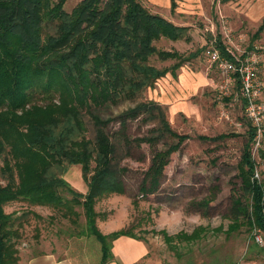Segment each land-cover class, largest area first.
<instances>
[{
    "label": "trees",
    "instance_id": "1",
    "mask_svg": "<svg viewBox=\"0 0 264 264\" xmlns=\"http://www.w3.org/2000/svg\"><path fill=\"white\" fill-rule=\"evenodd\" d=\"M65 1L0 0V264L18 262L21 221L3 211L11 202L51 209L72 226H77L80 208L84 232L71 236H92L100 245V264L110 259L116 238L141 240L130 227L102 235L95 226L94 204L125 193L122 170L112 164L107 126L116 120L118 136L126 121L142 116L155 125L149 136L134 140L137 144L175 140L152 155L147 185L139 188L145 195L155 191L168 157L188 138L170 129L158 104L139 101L144 90L182 64L163 69L150 65L151 58L162 62L178 56L155 51L152 43L160 37L179 40L185 28L149 13L136 0H79L69 12L63 8ZM263 28L264 17L253 38ZM214 49L234 62L218 38ZM232 77L238 85L237 74ZM123 102L133 105L112 116L109 108ZM246 125L235 175L240 195L230 198L226 235L242 226L264 234V189L254 177L249 147L255 130ZM70 166H79L84 194L64 181ZM193 234L182 238L192 239Z\"/></svg>",
    "mask_w": 264,
    "mask_h": 264
},
{
    "label": "rangeland",
    "instance_id": "2",
    "mask_svg": "<svg viewBox=\"0 0 264 264\" xmlns=\"http://www.w3.org/2000/svg\"><path fill=\"white\" fill-rule=\"evenodd\" d=\"M78 1L66 0L64 10L69 12ZM136 1L149 13L185 28L179 40L160 37L152 43L155 51L178 56L162 62L151 58L150 65L163 69L177 62L182 64L173 75L165 74L144 90L139 101L158 104L170 129L188 138L168 157L155 191L145 195L139 188L147 185L144 178L152 155L175 140L163 138L153 145L137 144L134 140L149 136L155 125L142 120V116L126 121L118 136L117 121L110 122L106 132L113 144L112 164L122 170L119 178L125 193L107 195L103 199H111L105 205L95 203V223L130 203L129 220L124 228L130 227L131 233L146 245V257L141 264H264V234L249 232L243 226L225 234L230 198L240 195L236 166L249 121L238 85L231 76L233 72L223 74L206 55L218 38L235 58L255 62L263 119L260 136L249 147L255 163L254 177L264 189V28L253 38L264 17V0H173L171 11L169 0ZM132 105L123 102L109 110L115 116ZM91 135L89 131L87 136ZM217 136L225 137L217 139ZM76 168L79 166L66 170L69 183V178H75ZM76 177L79 180L78 173ZM78 182L81 184V180ZM203 201L205 206L198 207ZM3 211L21 221L18 254L37 248L40 241L54 245L55 240L84 237L71 236L84 232L80 208H76L77 226L51 209L22 202L8 203ZM192 232L195 234L192 239L182 238V234L188 236ZM255 236L259 237V243L252 240ZM89 239L95 242L92 236Z\"/></svg>",
    "mask_w": 264,
    "mask_h": 264
},
{
    "label": "crops",
    "instance_id": "3",
    "mask_svg": "<svg viewBox=\"0 0 264 264\" xmlns=\"http://www.w3.org/2000/svg\"><path fill=\"white\" fill-rule=\"evenodd\" d=\"M170 6L171 1L169 0V9ZM68 172L69 170L63 175L64 181L69 185L71 184L70 187L76 192L84 194L86 187L81 180L80 169L78 168L74 172L75 178H69L71 183L66 179ZM77 173L79 175V180H81V184L76 177ZM110 199L111 198H102L97 201L96 204L102 203L105 205ZM129 205L130 203L126 208L113 210L116 214L113 212L112 215L106 219L103 217L97 220L95 226L98 232L102 235H107L113 231L126 227L130 214ZM54 242L57 244L49 245L40 241L36 245L37 248L32 247L31 249L21 251V253L18 254V264H100V245L96 240L95 242L97 244L92 242L89 237L71 238L64 242L55 240ZM146 253V245L142 240L120 236L111 242L110 259L104 264H141L145 260ZM83 255L85 256L81 257Z\"/></svg>",
    "mask_w": 264,
    "mask_h": 264
},
{
    "label": "built area",
    "instance_id": "4",
    "mask_svg": "<svg viewBox=\"0 0 264 264\" xmlns=\"http://www.w3.org/2000/svg\"><path fill=\"white\" fill-rule=\"evenodd\" d=\"M225 51L233 59V63L221 58L214 48L206 50V55L209 61L215 64L223 74L228 72L237 74L239 96L245 102V116L255 130L254 143L262 131L263 119V108L259 102L260 84L255 78V62L247 59L241 61L235 58L228 50ZM254 241L259 243V237L255 236Z\"/></svg>",
    "mask_w": 264,
    "mask_h": 264
}]
</instances>
